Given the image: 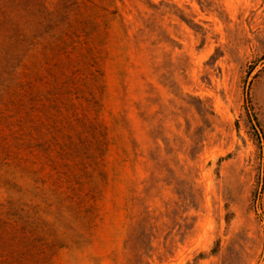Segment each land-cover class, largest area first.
<instances>
[{"label": "rangeland", "instance_id": "rangeland-1", "mask_svg": "<svg viewBox=\"0 0 264 264\" xmlns=\"http://www.w3.org/2000/svg\"><path fill=\"white\" fill-rule=\"evenodd\" d=\"M0 264H264V0H0Z\"/></svg>", "mask_w": 264, "mask_h": 264}]
</instances>
